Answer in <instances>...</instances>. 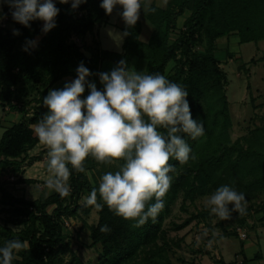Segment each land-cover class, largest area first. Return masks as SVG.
Wrapping results in <instances>:
<instances>
[{
  "label": "trees",
  "instance_id": "16d2710c",
  "mask_svg": "<svg viewBox=\"0 0 264 264\" xmlns=\"http://www.w3.org/2000/svg\"><path fill=\"white\" fill-rule=\"evenodd\" d=\"M54 2L59 13L55 18L56 26L47 33L41 31V20L30 21V27L15 21L13 29L19 30L18 35L13 34V29L0 30V105L21 113V118L4 128L0 135V175L6 171L18 174L24 162L28 164L39 157L27 152L38 142L34 126L47 111L42 103L43 97L55 81L65 75L76 77V69L81 63L92 73L86 77L88 81L98 78L99 62L104 57H111L117 63L124 60L127 67L132 55L144 57L147 74L164 75L187 91L192 116L202 123L203 135L192 139L187 134H180L191 148L190 159L184 165L175 158L169 161L175 168L169 173L173 180L163 198L164 208L154 221L149 218L142 226L133 227L136 221L115 215L105 205L98 210L95 223H83L89 229L90 244L99 246L95 264H138L135 257L140 248H146V254L141 258L143 264H171L165 255L163 244L166 241L154 247L147 246L157 243L162 222L179 193L182 203L225 185L243 193L249 200L257 194H264V144L248 139L244 146L241 138L230 142L227 137V128L232 121L224 89L227 79L215 55L216 39L223 35L235 33L239 42L264 39V0H166L164 6L154 2L145 5L146 0H141V12L154 25L149 39L144 42L138 38L140 21L137 20L126 31L122 52L101 49L95 40L89 54L80 43L68 38L71 34L83 36L97 24L107 21L108 14L100 7L102 0L81 3L80 8L85 10L81 15L74 14L71 0L66 4L59 3V0ZM185 11L188 13L183 20V28L170 41L176 19ZM26 41H36V44L30 46ZM199 44L204 46L203 51L195 49ZM25 46L27 51L23 50ZM258 58L264 60V54ZM171 60L172 72L168 73L166 65ZM204 108L206 110L203 111ZM254 128L252 132L260 130L259 126ZM122 163L114 161L109 171L115 172ZM106 166L89 157L85 161L86 172L96 167L98 171L86 175L75 172L69 165L70 193L64 197L54 192L46 197L27 199L1 188L0 202L7 206L0 207V212L11 216L9 219L0 217V247L12 239L27 244L26 249L14 253L12 264H83L71 248L70 236L63 230L62 217H78L89 212L92 206H84L80 199L82 195L89 194L92 187H98ZM16 181L30 182L32 179L19 175ZM50 203L54 206L49 211L47 206ZM149 203H155V198ZM261 206L264 207V197ZM214 217L218 224L223 225L219 217L200 209L191 212L183 223L176 226L197 218L210 227ZM237 220L244 223L245 217L241 215ZM103 225H107L110 231L101 232ZM226 235L233 233L223 229L214 237ZM66 251L70 252L68 259L64 257ZM237 253L242 256L240 264H247L250 258L244 253L243 242ZM260 256V251L253 255ZM218 262L234 264L235 260L225 261L219 257Z\"/></svg>",
  "mask_w": 264,
  "mask_h": 264
},
{
  "label": "clouds",
  "instance_id": "9594fccd",
  "mask_svg": "<svg viewBox=\"0 0 264 264\" xmlns=\"http://www.w3.org/2000/svg\"><path fill=\"white\" fill-rule=\"evenodd\" d=\"M84 2L71 0V7L76 9ZM4 4L13 20L26 27L33 20L43 21L44 33L56 26L59 9L54 0H0V20ZM116 5L123 9L120 16L125 24L134 26L141 0H102L100 7L111 14ZM13 34L18 35L19 30L13 29ZM26 44L34 46L36 41ZM76 73L70 83L43 97L47 111L34 126L38 142L47 150V189L62 197L69 195V165L77 173L90 175L85 168L89 157L101 164L123 161L118 170L101 176L98 187H92L84 198V206L102 210L106 205L115 215L136 221L133 227L142 226L149 218L154 221L172 184L169 173L175 168L169 161L175 158L184 165L190 159L191 148L180 134L192 139L203 135L202 123L192 116L187 91L159 73L130 71L124 60L110 72L97 74L103 90L86 80L92 73L83 63ZM85 86L89 93L82 99ZM153 198L155 203L150 204ZM204 206L220 220L247 211L245 195L227 185L208 196ZM100 231L107 233L110 228L103 225ZM26 248L19 239L8 240L0 247V264H12L14 253Z\"/></svg>",
  "mask_w": 264,
  "mask_h": 264
},
{
  "label": "rangeland",
  "instance_id": "374dc122",
  "mask_svg": "<svg viewBox=\"0 0 264 264\" xmlns=\"http://www.w3.org/2000/svg\"><path fill=\"white\" fill-rule=\"evenodd\" d=\"M2 12L4 18L0 20V30L3 32L12 30L15 21L11 16L9 6L6 4L2 5ZM84 13L85 10L80 8V5L74 9L75 15ZM181 28H183V22L181 23L180 18L179 23L176 24L175 28L170 32V41ZM226 37L227 36L224 35L216 39L215 54L221 60V67L225 71L227 79L224 84V89L232 120L231 125L227 128V137L230 142L237 138H241L244 146L247 145L246 141L248 139H252V141L259 140L264 144V60L258 58L260 55L264 54V39L257 42H239L236 36L231 35L229 37V43H227L225 42ZM68 40L80 43L84 51L89 54L97 38H90V36L87 37L85 34L83 36L71 34ZM225 48L232 51L233 55L231 58H228L226 55ZM195 49L203 51L204 46L199 44L195 46ZM250 58L253 59L251 60ZM104 62L111 63L109 60H105ZM102 66V72H106V70H108L107 64H103ZM172 66L173 60L167 63L166 72H172ZM88 81L95 83L98 90L103 89L99 77ZM85 88L87 91L86 93H89L87 86H85ZM204 110L206 109L204 108L203 111ZM20 118V112L10 110L7 105L4 107L0 105V135L4 128ZM255 126H259L260 130L252 132ZM45 150V147L33 148L31 150V155H39L38 158H40ZM23 164L26 163L24 162ZM107 165L105 170H102V175L108 172L112 166V164ZM39 168V164L37 163L32 167H27V172L31 171V169L33 172H38V170H40ZM96 168H94L95 172L98 171V168ZM99 169L101 170V168ZM94 170H91L89 174ZM10 174L11 173L7 171L3 172L0 175V184H3L5 188L15 193L20 192V188L15 184L16 178L10 179L8 177ZM44 181L45 180H41L40 182L44 183ZM37 188H39V186L33 183L27 187L30 192L37 191ZM213 192L214 191H208L203 194H197L193 200L186 199L184 201L185 204L182 203V195L179 193L177 198L171 203L170 211L162 222V232L156 240L157 243L147 247H154L166 241L163 244L166 248L165 255L169 258L171 264H191L190 261H194L196 264H220L218 262L219 257L223 258L225 261L234 259V264H240L242 256L239 253L236 254V252L240 249L241 242H243L244 253L250 258L247 264H264V207L261 206L264 194L262 193L257 194L252 200L246 199L247 205H249L251 201L252 205L249 207V211L246 212V215H242L245 217L244 223L237 220V217L241 215L233 212L231 219L223 220V225L221 223L218 224V222H216L217 218L214 217L211 220V228L202 221H197V218H191L183 226H176V224L183 223L191 212L200 209L210 212V210L204 206V201ZM88 195L87 193L82 195L80 203H82L81 201H84V198ZM10 216L11 214L7 212L0 213V217L4 219H9ZM97 218L98 210L94 206L90 208L87 214L83 213L78 217H67L66 215L62 217L63 230L70 236L71 248L75 251L83 264H95L97 259L99 246H92L90 244L91 238L87 227V224L95 223ZM83 221L87 224H84ZM14 227L16 228V226ZM238 227L245 230V237H240L238 235ZM223 229L230 231L233 235H226L219 238L214 237L215 234L222 233ZM140 249L135 259L139 261L138 264H143L144 262L141 258L146 254V248ZM256 251L261 252V258L253 257ZM159 255L163 257V254ZM69 256L70 252L66 251L64 253L65 259H68ZM157 258H159V256H157ZM123 264L131 263L125 262Z\"/></svg>",
  "mask_w": 264,
  "mask_h": 264
},
{
  "label": "crops",
  "instance_id": "0c3cea01",
  "mask_svg": "<svg viewBox=\"0 0 264 264\" xmlns=\"http://www.w3.org/2000/svg\"><path fill=\"white\" fill-rule=\"evenodd\" d=\"M151 2H154L156 5L159 6H164L166 0H146V4H149ZM144 5V7H145ZM122 7L120 5H116L113 9V12L111 14H108V18L107 21L104 23H100L97 24L94 29L90 32H87L85 35L90 36L91 37H96L98 42H99V47L101 49H107L110 51H115V52H122L123 50V42L126 36V31L129 28L128 25L125 24V22L123 21L122 17L120 16V13L122 12ZM187 11L183 12L182 14H180L177 19H176V24L179 23V19L181 18V23L183 22L184 18L187 15ZM140 21V30L138 33V38L142 41H147L149 39V37L151 36L152 32L154 31V25L151 23V21L140 11V15H139V19ZM231 35H234L237 37L238 39V35L235 33H231L226 35V41L227 43H229V37ZM224 36V35H223ZM239 41V40H238ZM226 49V48H225ZM226 55L228 56V58H231L232 51L229 49H226ZM216 55V54H215ZM217 56V55H216ZM218 58V56H217ZM219 59V58H218ZM105 60H109L111 61V63H106L104 62ZM220 60V59H219ZM104 62V63H103ZM107 64L108 66V70H106V72H110L113 68H115L117 66V62L115 60H113L111 57H104L100 60L99 62V73L102 72L103 66L102 65ZM220 66H222L221 64V60H220ZM128 70L130 71H138V72H144L146 73V59L144 57L138 56V55H132L129 61V65H128ZM99 77V76H98ZM76 77H72L71 75H65L63 77H61L60 79H58L57 81H55L51 87L49 88V90H54V89H61L63 88V86L65 85V83H70L72 80H74ZM100 80V79H99ZM101 86V85H100ZM103 88V85H102ZM103 90V89H102ZM86 88H85V92L82 94L81 98L83 99L84 97H86L88 95V93H86ZM44 146H41V144L39 142H37L33 147H31L28 150V155L32 154V149L33 148H42ZM46 162H47V150H45L42 153V157L37 158L35 160H33L32 162L25 164L22 166V171H20L17 174V177L20 175L21 177L24 178H31L32 181L27 182V181H16V186H18L20 189V192H13L7 188H5L3 186V184H0V199L2 197V190L1 188H4L5 190H7L9 193L15 195V196H23L27 199H36V198H42V197H46L52 193H54L55 191H51L49 192V190L47 189L46 185H45V181L48 177V173H47V169H46ZM39 164V169L38 172L35 171L33 172V168L31 169V171L27 172V167H32L36 164ZM27 165V166H26ZM16 177V178H17ZM39 178V179H38ZM41 180H45L44 183L40 182ZM31 183L36 184L39 186V188H37V191H33L30 192L28 191L27 187L29 185H31ZM31 193V194H30ZM47 193V194H46ZM7 206L6 203H1L0 202V207L2 206ZM54 206V203H50L47 206V209L50 211ZM50 207V209H49ZM1 213V212H0ZM262 257V254L260 256V258Z\"/></svg>",
  "mask_w": 264,
  "mask_h": 264
},
{
  "label": "built area",
  "instance_id": "2783aa9c",
  "mask_svg": "<svg viewBox=\"0 0 264 264\" xmlns=\"http://www.w3.org/2000/svg\"><path fill=\"white\" fill-rule=\"evenodd\" d=\"M16 176H17V174H15V173H11L8 177L10 178V179H14V178H16ZM244 229H242L241 227H238L237 228V233H238V235L240 236V237H245L246 236V232H245V230L243 231Z\"/></svg>",
  "mask_w": 264,
  "mask_h": 264
}]
</instances>
